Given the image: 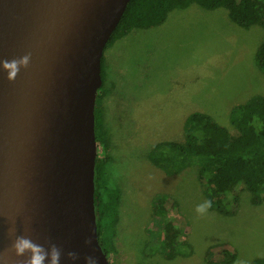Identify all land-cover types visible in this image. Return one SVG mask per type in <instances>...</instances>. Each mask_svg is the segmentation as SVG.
Returning a JSON list of instances; mask_svg holds the SVG:
<instances>
[{
  "label": "rangeland",
  "instance_id": "rangeland-1",
  "mask_svg": "<svg viewBox=\"0 0 264 264\" xmlns=\"http://www.w3.org/2000/svg\"><path fill=\"white\" fill-rule=\"evenodd\" d=\"M263 40L262 26L241 27L226 8L192 2L105 48L99 100L111 156L105 172L120 195L110 264H254L264 258L262 198L255 203L260 198L232 180L231 206L200 214L197 206L208 198L198 166L170 175L148 157L159 142L184 141L186 119L194 112L211 115L234 133L232 108L264 95V72L255 61ZM103 151L96 142V155ZM158 195L168 197L166 216L186 251L172 258L165 256L154 217Z\"/></svg>",
  "mask_w": 264,
  "mask_h": 264
},
{
  "label": "water",
  "instance_id": "water-1",
  "mask_svg": "<svg viewBox=\"0 0 264 264\" xmlns=\"http://www.w3.org/2000/svg\"><path fill=\"white\" fill-rule=\"evenodd\" d=\"M129 1L0 0V264H28L17 237L43 246L44 264L53 245L60 264H110L94 210V105Z\"/></svg>",
  "mask_w": 264,
  "mask_h": 264
},
{
  "label": "trees",
  "instance_id": "trees-1",
  "mask_svg": "<svg viewBox=\"0 0 264 264\" xmlns=\"http://www.w3.org/2000/svg\"><path fill=\"white\" fill-rule=\"evenodd\" d=\"M192 2L210 10L226 8L230 18L241 27L258 24L264 28V0H130L106 47L113 39L128 34L133 28L159 25L169 11L185 8ZM102 61L103 56L101 77ZM255 61L264 72V40L256 49ZM100 87L95 96L94 130L96 142L102 145L104 151L103 155L95 156L94 210L98 240L109 259L110 237L115 233L119 217V191L109 185L105 172L111 156L107 153L108 136L99 104L103 98ZM230 121L235 127L232 134L217 124L211 115L194 112L186 119L184 141L159 142L148 154L155 166L170 175L178 174L190 165H197L206 196L212 201L211 208L217 210L231 206L235 196L232 180L241 188H249L254 199L260 198L255 199V203L260 202L261 198L264 200V95H254L234 106ZM167 199L166 195H158L153 203V212L155 220L162 227L165 256L172 258L186 251L181 249L176 229L166 216ZM233 255L223 261L230 262ZM254 264H264V258L256 259Z\"/></svg>",
  "mask_w": 264,
  "mask_h": 264
},
{
  "label": "clouds",
  "instance_id": "clouds-1",
  "mask_svg": "<svg viewBox=\"0 0 264 264\" xmlns=\"http://www.w3.org/2000/svg\"><path fill=\"white\" fill-rule=\"evenodd\" d=\"M23 63H27V58L24 59ZM5 68H12L14 71L10 74V78L14 77L16 72L15 62L8 64L5 63ZM212 207V201L207 200L203 204L197 206L196 211L200 214H204L208 209ZM90 243V241H86ZM14 248L18 256H22L25 253H30L28 264H44L46 258H48V253L45 251L43 246L33 243L30 239L26 237H17L14 242ZM69 257L75 259V253H69ZM61 250L58 249L55 245L51 249V259L50 264H60ZM86 264H98L97 258L94 256L85 257Z\"/></svg>",
  "mask_w": 264,
  "mask_h": 264
},
{
  "label": "crops",
  "instance_id": "crops-1",
  "mask_svg": "<svg viewBox=\"0 0 264 264\" xmlns=\"http://www.w3.org/2000/svg\"><path fill=\"white\" fill-rule=\"evenodd\" d=\"M111 187H116V188H118L117 186H113V185H111V184H109ZM118 191H119V188H118ZM120 196V195H119ZM120 199V198H119Z\"/></svg>",
  "mask_w": 264,
  "mask_h": 264
}]
</instances>
